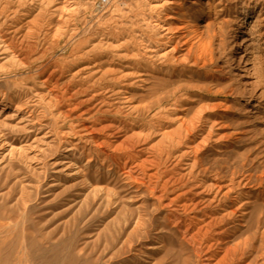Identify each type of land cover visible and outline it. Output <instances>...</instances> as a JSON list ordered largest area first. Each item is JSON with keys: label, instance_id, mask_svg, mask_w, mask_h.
I'll use <instances>...</instances> for the list:
<instances>
[{"label": "rangeland", "instance_id": "1", "mask_svg": "<svg viewBox=\"0 0 264 264\" xmlns=\"http://www.w3.org/2000/svg\"><path fill=\"white\" fill-rule=\"evenodd\" d=\"M175 1L174 22L215 34L205 66L132 60L116 47L117 38H137L145 0H0V264H210L182 221L203 226L235 201L244 217L218 222L206 244L220 239L216 254L238 246L231 264H264V0ZM107 86L138 112L103 101ZM201 109L228 137L202 147L188 180L157 198L172 162H157V124L174 129L170 122ZM139 128L149 138L132 147L126 138ZM138 148L155 173L152 192L147 178L126 176L134 164L125 154ZM231 177L248 182L214 203L178 207L199 201V183Z\"/></svg>", "mask_w": 264, "mask_h": 264}, {"label": "bare ground", "instance_id": "2", "mask_svg": "<svg viewBox=\"0 0 264 264\" xmlns=\"http://www.w3.org/2000/svg\"><path fill=\"white\" fill-rule=\"evenodd\" d=\"M145 2H146L145 6H146L147 9L146 10L144 9L145 11L143 10V11H141V13L139 15H137L140 18L139 20H137V23L138 22L141 23L140 26H137V29L139 31V34L137 35V38L134 39L133 37H129V36H127V37H123L122 36L121 39L117 38L116 41H115L117 43L116 47H118L121 51L123 50V51L127 52V54L131 53V57L133 58L132 60L139 61L141 59H144V60H147L148 62H152V63L155 60H157V61H159L160 64H163V63H169L172 60L173 61L177 60L179 62H184L188 58H191L193 65L202 64V66H205L206 63H207V57H209V55H210V47L212 45V41H213V38H214L215 34H212L209 28L201 27V29L200 28H198V29H194L193 28V30H192V29H190V26L187 24V22L186 23H181V24H177L176 22H174L173 20L176 19L174 15L178 14L174 10V7H173V6H177L175 0H163L161 3H159L157 0H145ZM166 9H170V11H172V13L170 12V13L165 14V20H164L165 22H163V21L161 22L160 18H161V15H162V11H164ZM136 24L134 23V25H136ZM132 26L133 25H131V27ZM157 30L158 31L160 30V33L158 32V34H157ZM122 34H123V32H122ZM127 34H128V32H127ZM157 36L159 38H157ZM164 43H168L169 47L168 48H166V47L163 48V46L165 45ZM235 47H239V46H235ZM114 52H116V49H115ZM181 52L183 54L176 56L177 54H180ZM236 52H237V50H236ZM112 58H114V56ZM111 60H113V59H111ZM144 66H146V65H144ZM146 67H148V66H146ZM83 69H85V68L83 67L81 70H83ZM81 70L79 69V71H76L75 74L78 75V74L82 73ZM128 70H130V69H128ZM112 71H114V70H112ZM75 74H73V75H75ZM124 74H126V73H124ZM113 76H114V74H113ZM123 78H124V76H123ZM109 79H110V77H109ZM45 81H47V80H45ZM121 81H122V79H121ZM132 82H133V80H132ZM84 83H85V81H84ZM122 84L123 83H121V85ZM125 84H128V83H125ZM104 85H106V83ZM129 86H131V85H129ZM100 91H102V93H103L102 94V96L104 97L103 101L108 100L109 103L111 102V104L114 106L113 108H118L117 110H120L121 108H123V111H124V108H126V111H130V112H134V113L138 112L139 108H137V107H139V106H137V107L129 106V103H128L129 99L124 97V96L123 97L121 96L122 94H124L123 90L117 89L114 86H107L105 89L100 90ZM98 94L100 95V93H98ZM56 100H57V98H56ZM101 104H100V106H101ZM190 104H191V102H190ZM106 110H107V108H106ZM202 110L203 109H201L198 112V114L194 116V118H192V119L190 118V120H188V121L186 119L182 118V116L180 118L176 119V120L173 119L174 122H170V124L171 123L174 124L173 125V126H175L174 129H169L170 126H167L165 122H160L159 124H157V134L159 135V140H157V147H158L157 150L159 151L157 153V162H159V163H167L169 161V159L172 160V162L169 163V168H167V171H166V174L170 173V177L168 176L169 178H166L164 181L162 180L161 184L160 183L157 184L158 186H160V189H161L160 192H159L160 194L157 196V198H160V199L162 198V196H163L162 193L166 189L167 185H170V186L174 187V186L177 185V182H181V181L183 182L185 179L188 180V175L191 174V169L195 165V161H196L195 155L199 153V151L202 149V147L207 145L208 142H210V141L219 142V141L224 140V138L228 137L227 135H224V134H221L220 132H217V131H220L222 129L220 124H219V122H217V121H208L207 119H203V116L201 115ZM187 112H188L187 109H183V110L180 111V113L183 114V115H185ZM157 114H160V112H158ZM118 125H119V123H118ZM81 129L83 130V128H81ZM150 131H151V129L139 128L138 131H134L132 133L129 132V133H131V135L126 138L125 142L131 143L132 147L135 144H140L143 141H145L147 138H149ZM226 141H227V139H226ZM125 142H123L122 144H124ZM100 143H101V141H100ZM141 145L143 146V144H141ZM101 147H102V145H101ZM135 147H137V146H135ZM147 147H148V145H147ZM179 147H181V148L179 150H177ZM145 150H146V148H141V149L138 148V150L137 149L133 150V152H130L128 155L125 154L127 156L128 161L130 162V164H134V166H132L130 169L128 168L129 170L126 172L127 173L126 176H127V179H132L134 181H138L139 177L141 179L142 178H147V181H148L147 189L152 192V190L154 189V185H155L154 183H152V178L155 177V173L148 175L149 173L147 174L145 172L146 171L145 170V164L151 162L148 158H143V151H145ZM182 150H185V151H182ZM167 151H169V152H167ZM150 155H152V154H150ZM190 155L193 157V159H192V161L190 163L185 164L186 165V168L184 170L185 173H183V174L180 173V174H178L179 176H177V177L174 176V175H171L173 170H175V167L179 166L178 164L181 162V160L184 159L187 156H190ZM123 167H124V169L127 167V161L124 163ZM132 168H137L138 169L137 170L138 171V175L137 176H133L130 173V171H132L131 170ZM163 173H165V172H163ZM157 175H158V171H157ZM123 176H125V174ZM158 178L159 177L157 176V179ZM247 182H248V179L245 178V177H243V178H239L238 177V179H235L234 177H231L227 181V184H218L217 182L216 183L215 182H213V183L211 182V183H208V184H205L206 182L203 183V184L199 183L196 187L198 189H201V190L200 191H195V193H193V195H197L199 197V201L196 202V203H192L190 201V199H191V197H190V199L187 200V201H189V204L185 203L186 202L185 201L180 206L178 205V207L181 208L184 212H187L188 206H191V207L194 206L195 207L196 204H198L200 202L207 203V204L214 203L215 201L220 200V198L222 196L227 197L230 193H232L234 191V189L239 188L242 185H245ZM208 192H211V196H209V197L207 196V198H206V196H200V195H204V193H208ZM238 196H240V195H238ZM178 198H179V196L176 197V198H171L167 205L174 204V202ZM243 205H244V203H239L238 204V202L235 201V206L236 207L230 208V210L225 211L223 214H221V215H219L217 217H213V218L211 217V220L209 222H206L205 224L203 223L204 224L203 226H199L198 223L193 221L195 219H191V218H188V219L182 221V225H185V227H186L185 233L190 231V237H189L190 241H192V243L198 249H200V248H205L206 249L205 253H206V255L209 256L207 259L210 262V264H231L234 261V259H236L235 254L236 253L238 254V252L240 251L238 246H235V247H229L228 246V247H225V248H221V254H218V253L216 254V253L212 252V249H213L214 246L218 245L219 243H222L221 241H219L220 239H214V243L206 244L209 241H205V238H206L207 231L209 229H211L214 225H217L218 222L224 221L226 219L228 220V219H231V218H236V217H244V215H245L244 213L245 212L244 213L240 212V209H242ZM175 208H177V207H175ZM190 208H189V210H190ZM237 215H239V216H237ZM212 236H214V235H212ZM239 256H241V255H239Z\"/></svg>", "mask_w": 264, "mask_h": 264}, {"label": "built area", "instance_id": "3", "mask_svg": "<svg viewBox=\"0 0 264 264\" xmlns=\"http://www.w3.org/2000/svg\"><path fill=\"white\" fill-rule=\"evenodd\" d=\"M110 0H101L103 3H108Z\"/></svg>", "mask_w": 264, "mask_h": 264}]
</instances>
